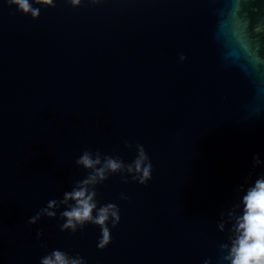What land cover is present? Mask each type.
Returning a JSON list of instances; mask_svg holds the SVG:
<instances>
[{
	"label": "water",
	"instance_id": "obj_1",
	"mask_svg": "<svg viewBox=\"0 0 264 264\" xmlns=\"http://www.w3.org/2000/svg\"><path fill=\"white\" fill-rule=\"evenodd\" d=\"M234 2L55 0L33 19L0 0V264H40L57 247L89 264H230L240 186L264 174L252 163L264 160V66L233 60L222 29ZM240 5L264 55V0ZM137 142L153 179L100 186L122 214L106 249L94 225L28 222L87 175L84 149L129 161Z\"/></svg>",
	"mask_w": 264,
	"mask_h": 264
},
{
	"label": "clouds",
	"instance_id": "obj_2",
	"mask_svg": "<svg viewBox=\"0 0 264 264\" xmlns=\"http://www.w3.org/2000/svg\"><path fill=\"white\" fill-rule=\"evenodd\" d=\"M73 6H79L81 0H70ZM17 10L33 19H39L42 9L55 7V0H9ZM240 0H235L228 23L222 29L229 47L232 49L234 62L247 60L255 68L264 66V55L260 54V47L250 35L249 21L240 14ZM256 31H264V24L257 25ZM186 57L181 56V60ZM131 146L130 141H125ZM137 154L129 161L119 155L106 154L101 156L99 150L84 149L76 158L75 163L87 170V175L76 180L71 190H66L60 199L51 198L47 206L29 217L28 222L35 224L45 215L50 218L60 217L61 231H71L73 234L83 232L87 226L98 227L100 235L97 247L106 249L113 240L112 229L122 221L121 207L118 203L102 202L100 186L113 175L121 174L125 182L131 181L147 185L153 179L154 164L144 144L137 142ZM253 166L264 165L260 153L252 158ZM243 195L238 208L240 213H232L235 223L232 225L230 252L226 259L230 264H264V174H259L247 183L241 185ZM120 199L128 200L125 193ZM61 205H67L62 210ZM220 227L223 229L224 224ZM42 231L37 233L41 238ZM42 247H47L42 242ZM228 248L229 245H224ZM40 264H89L88 259L80 252L65 248H54L40 258Z\"/></svg>",
	"mask_w": 264,
	"mask_h": 264
}]
</instances>
